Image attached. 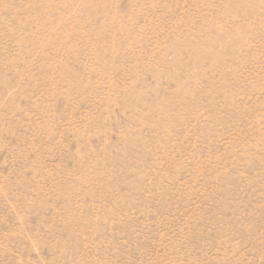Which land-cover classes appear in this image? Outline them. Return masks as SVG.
Segmentation results:
<instances>
[{"label": "rangeland", "instance_id": "obj_1", "mask_svg": "<svg viewBox=\"0 0 264 264\" xmlns=\"http://www.w3.org/2000/svg\"><path fill=\"white\" fill-rule=\"evenodd\" d=\"M0 264H264V0H0Z\"/></svg>", "mask_w": 264, "mask_h": 264}]
</instances>
